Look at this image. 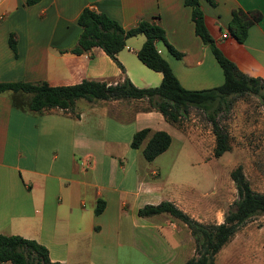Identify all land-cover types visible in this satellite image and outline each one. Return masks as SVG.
Masks as SVG:
<instances>
[{
	"label": "crops",
	"instance_id": "0c3cea01",
	"mask_svg": "<svg viewBox=\"0 0 264 264\" xmlns=\"http://www.w3.org/2000/svg\"><path fill=\"white\" fill-rule=\"evenodd\" d=\"M198 3L218 49L243 73L264 79V0ZM84 6L123 28L139 18L159 24L181 56L171 54L160 40L155 45L183 87L222 82V70L195 34L190 7L183 0H38L31 4L0 0V81L70 84L86 78L115 83L127 76L136 86L158 84L161 73L135 54L142 33L126 37L116 52L123 70L99 46L81 53L70 51L81 30L76 17ZM236 8L259 14L240 41L229 28ZM9 33L15 36L16 54L8 44ZM12 96L9 90L0 92V232L34 238L46 246L51 260L62 264H117L122 233L132 237L131 245L140 247L144 227L153 228V237L164 238L170 255L179 238L144 220L137 208L166 199L183 209L176 190L165 191L166 176L153 177L161 166L172 167L176 159H160L148 172L140 150L129 142L141 127L165 130L170 142L154 161L174 141L190 139L187 134L159 111L135 106L133 101L142 100L90 105L78 99L79 114L73 117L57 108L35 112L15 107ZM96 198L104 204L99 213L94 212Z\"/></svg>",
	"mask_w": 264,
	"mask_h": 264
},
{
	"label": "trees",
	"instance_id": "16d2710c",
	"mask_svg": "<svg viewBox=\"0 0 264 264\" xmlns=\"http://www.w3.org/2000/svg\"><path fill=\"white\" fill-rule=\"evenodd\" d=\"M36 1L38 0H25V3L31 4ZM183 2L190 7V18L195 34L210 48L222 70L223 80L218 85L185 88L179 83L167 60L156 50L155 42L160 40L175 57H180L181 52L167 41L163 28L154 20L139 18L133 26L123 28L114 20L84 6L76 17V23L81 30L70 51L81 53L91 46H99L123 70L116 59V52L123 47L126 37L142 33L144 39L135 51L136 57L145 66L161 73L159 83L153 86H136L127 76L115 83L86 78L70 84H49L46 80H16L0 81V92L9 90L13 95L11 102L15 107L35 112L57 108L73 117L79 114L78 110H75L78 99H83L90 105L110 100L122 102L142 100L145 104L141 109L157 110L167 122L177 127L182 117L187 115L189 108L195 107L205 113L211 125L214 135L212 153L218 156L230 148L227 130L219 122L218 113L229 108L236 97L246 94L255 95L264 103V79L243 73L218 49L206 30L198 0ZM258 16L257 11L232 9L229 28L237 40L243 39L247 26ZM8 44L16 54L13 33L8 35ZM169 142L170 135L165 130L141 127L132 133L129 144L132 148L139 149L144 159L150 161L163 151ZM230 176L237 197L234 207L226 211L220 222L199 221L166 199L139 206L137 214L147 217L168 213L179 219L187 226L194 240V254L185 259L183 264H214L215 253L232 237L240 225L251 216L264 213V191H255L250 187L239 165L230 171ZM103 205V200L96 198L94 212L99 213ZM4 261L10 264H62L51 260L46 246L34 238L0 232V262Z\"/></svg>",
	"mask_w": 264,
	"mask_h": 264
},
{
	"label": "rangeland",
	"instance_id": "374dc122",
	"mask_svg": "<svg viewBox=\"0 0 264 264\" xmlns=\"http://www.w3.org/2000/svg\"><path fill=\"white\" fill-rule=\"evenodd\" d=\"M133 102L135 106L145 104ZM218 119L227 130L230 144L220 155L212 153L214 135L205 113L190 107L178 124L190 139L174 141L169 151L154 161L144 160L149 172L160 159H176L172 167L161 166L153 177L166 176L165 191L170 187L176 190L182 208L203 222H220L226 211L234 207L237 195L230 171L237 165L253 190L264 191V103L252 94L238 96L229 108L218 113ZM144 220L152 221L161 231L171 232V237L179 238V244L172 247L169 255L168 244L161 236L153 237V228L144 227L140 247L131 245L132 237L123 232L117 247V264H183L194 254L193 237L179 219L158 213L144 216ZM214 264H264V213L251 216L240 225L215 253Z\"/></svg>",
	"mask_w": 264,
	"mask_h": 264
},
{
	"label": "built area",
	"instance_id": "2783aa9c",
	"mask_svg": "<svg viewBox=\"0 0 264 264\" xmlns=\"http://www.w3.org/2000/svg\"><path fill=\"white\" fill-rule=\"evenodd\" d=\"M221 35H222V37H224L226 35V33H222ZM156 50L159 51V49L157 47H156Z\"/></svg>",
	"mask_w": 264,
	"mask_h": 264
}]
</instances>
